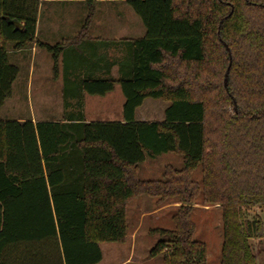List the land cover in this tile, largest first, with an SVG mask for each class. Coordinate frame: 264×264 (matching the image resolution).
Wrapping results in <instances>:
<instances>
[{
  "label": "trees",
  "instance_id": "obj_1",
  "mask_svg": "<svg viewBox=\"0 0 264 264\" xmlns=\"http://www.w3.org/2000/svg\"><path fill=\"white\" fill-rule=\"evenodd\" d=\"M83 1L81 32L96 0ZM125 1L144 36L129 41L117 79L81 83L96 95L119 83L124 122L0 118V264L98 263L100 242L126 240V208L141 195L179 203L172 229L149 231L161 237L149 256L207 264L190 213L218 205L220 264H257L250 240L264 238V218L247 213L264 206V0ZM38 4L0 0V107L18 72L8 44L34 41ZM43 46L55 66L59 45ZM145 98L168 102L161 121L135 119ZM168 152L182 157L180 168L138 177L145 158Z\"/></svg>",
  "mask_w": 264,
  "mask_h": 264
},
{
  "label": "crops",
  "instance_id": "obj_2",
  "mask_svg": "<svg viewBox=\"0 0 264 264\" xmlns=\"http://www.w3.org/2000/svg\"><path fill=\"white\" fill-rule=\"evenodd\" d=\"M44 3L53 6L46 12L42 21L39 7L42 8ZM124 3L127 2L125 0H96L94 2V17L87 30L81 32L87 14V5L83 0H39L34 41L19 49H13L11 45L8 47L9 61L11 55L23 51L28 52L32 60L37 52L38 44L43 48H45L43 44L59 45L57 61L62 57L67 64L63 79L58 83L60 86L59 93L65 102L62 108V117H83L86 122H124V96L119 83H116L112 90L103 95L89 94L81 89V83L84 79H117L120 75L119 62L124 61L126 54L130 51L129 41L144 36L145 28H141L137 20H132L130 26L121 21V13L118 9L113 8L116 5H125ZM58 4H64V9H59ZM95 5H98L99 8L97 16ZM58 74V70H56V75ZM5 101L0 107L1 119L47 121L37 119L31 113L15 116L6 114L8 112L6 110L4 114H1L3 107H6ZM167 105L168 102L161 99L145 98L142 104L135 109V119L138 121H161ZM167 154L176 153L168 152L161 155ZM161 155L149 159H156ZM167 164L172 165L166 163L162 168V173ZM149 165V170L159 169V165L154 162H150ZM150 200L152 199L141 200L138 207L141 206L142 209L139 211L150 213L162 207L175 209L179 205L173 200H166L161 205L155 204L156 199L153 200L154 203ZM154 205L157 207H153Z\"/></svg>",
  "mask_w": 264,
  "mask_h": 264
},
{
  "label": "rangeland",
  "instance_id": "obj_3",
  "mask_svg": "<svg viewBox=\"0 0 264 264\" xmlns=\"http://www.w3.org/2000/svg\"><path fill=\"white\" fill-rule=\"evenodd\" d=\"M124 4L113 7L121 13V21L131 26L132 20H137L139 26L141 28L144 27L140 17L130 5ZM63 5L58 4L57 7L63 10ZM52 6L44 3L42 8L39 7L42 21L46 12ZM98 9V5H95L96 16L99 14ZM10 45L8 44V47ZM60 58L54 66L52 54L39 44L32 60L29 57V53L24 51L11 55L9 62L17 67L18 72L12 84V94L5 101L6 107H3L1 114L8 110L6 112L8 115H29L31 113L37 119H62V108L65 102L59 93L60 86L58 83L63 79L67 64L62 57ZM56 70H58V75H56ZM150 162L159 165V169L149 170ZM166 163H171L174 167L180 168L182 166L181 156L167 154L161 155L156 159L146 158L140 164L137 175L141 179H160L162 178V168ZM193 176L196 180H200L199 167L194 170ZM145 198L152 199L150 200L152 203L156 199L141 195L129 202L126 208V240L124 242H100L99 247L102 252V258L95 264H163L161 253L149 256L150 249L161 238L159 234L149 231L155 228L172 229V215L175 209L162 207L154 212L142 213L139 211L142 207L138 206L139 202ZM197 201L199 202V200ZM155 204L157 205L158 203L156 202ZM247 216L249 218H264V206L250 208ZM190 218L195 225L193 239L203 241L206 245L207 264H220L223 239L221 209L218 205L196 204L190 213ZM250 243L257 258V264H264V238H251Z\"/></svg>",
  "mask_w": 264,
  "mask_h": 264
},
{
  "label": "water",
  "instance_id": "obj_4",
  "mask_svg": "<svg viewBox=\"0 0 264 264\" xmlns=\"http://www.w3.org/2000/svg\"><path fill=\"white\" fill-rule=\"evenodd\" d=\"M227 73H228V68L226 69V72L224 74V85L226 86L227 84Z\"/></svg>",
  "mask_w": 264,
  "mask_h": 264
}]
</instances>
